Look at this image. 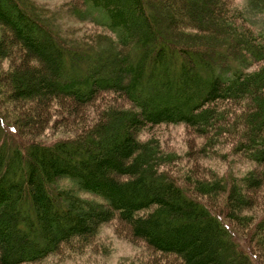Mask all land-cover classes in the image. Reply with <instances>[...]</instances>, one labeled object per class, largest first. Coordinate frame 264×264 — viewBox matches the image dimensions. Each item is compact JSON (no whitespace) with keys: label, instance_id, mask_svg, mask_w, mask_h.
Segmentation results:
<instances>
[{"label":"trees","instance_id":"1","mask_svg":"<svg viewBox=\"0 0 264 264\" xmlns=\"http://www.w3.org/2000/svg\"><path fill=\"white\" fill-rule=\"evenodd\" d=\"M241 1L80 0L71 15L110 36L75 39L23 0H0L11 34L0 58L23 55L3 89L33 103L0 108V264L36 263L114 218L173 264H264V210L245 214L264 186V0ZM56 101L73 134L46 143L34 130ZM162 125L203 137L204 154L226 133L252 167L174 172L176 155L142 139Z\"/></svg>","mask_w":264,"mask_h":264},{"label":"rangeland","instance_id":"2","mask_svg":"<svg viewBox=\"0 0 264 264\" xmlns=\"http://www.w3.org/2000/svg\"><path fill=\"white\" fill-rule=\"evenodd\" d=\"M232 1L235 5L242 2L241 0ZM23 2L42 15L48 16L47 18L50 20L55 21L56 26L60 28L65 37L80 39L81 37H94V35L110 36L105 30L81 22L71 15L70 7L79 5L80 0H23ZM260 22L264 24V15L261 16ZM10 38V32L0 25V41L6 42ZM22 58L23 55L18 47L15 50L12 49L9 58H0V74H6L12 63L15 61V64H18ZM5 87H7L6 79L0 76V108L5 115L8 117L19 115L21 109L27 110L32 107L33 103L17 104L9 101L6 90L3 89ZM60 102L64 103L63 105L66 108H72L70 103L66 104L63 100ZM60 102L56 101L55 104L53 102L50 106L49 123H45V127L35 128L36 139L50 143L73 134L71 120L66 121L65 119L62 122L63 118L69 117V115L64 114L66 108L63 105H60L62 109H59V106L56 107ZM81 111L83 113L80 114L84 116L87 113L90 114L91 108L86 106ZM27 127L29 128V126ZM149 135L158 141L163 151L176 155L177 159L173 171H177V173L191 172L198 177L213 174L224 177L229 175L239 177L252 167V163L246 158L231 153L232 137H229L226 133L222 137L225 142L216 146L214 153L209 150L205 154L198 150L204 144L203 137L190 133L182 125L155 127L143 133L142 139L147 138ZM226 136L230 139L225 138ZM63 185H68V183L64 182ZM263 193L264 186L256 193L252 206L245 212L246 215L255 218L262 215L264 210ZM173 260L174 258L162 257L153 253L143 242L130 235L125 223L114 218L101 224L97 233L90 236L87 241L75 243V245L72 243L62 244L57 252L36 263L29 264H173Z\"/></svg>","mask_w":264,"mask_h":264}]
</instances>
